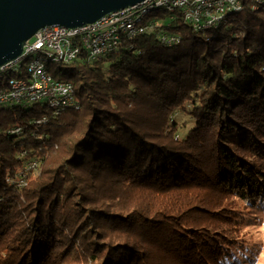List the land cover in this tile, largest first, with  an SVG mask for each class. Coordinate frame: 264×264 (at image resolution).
Listing matches in <instances>:
<instances>
[{"label": "trees", "instance_id": "16d2710c", "mask_svg": "<svg viewBox=\"0 0 264 264\" xmlns=\"http://www.w3.org/2000/svg\"><path fill=\"white\" fill-rule=\"evenodd\" d=\"M239 1L213 29L158 9L108 57L48 65L79 110L0 107V264H243L226 202L264 206V1Z\"/></svg>", "mask_w": 264, "mask_h": 264}, {"label": "bare ground", "instance_id": "6f19581e", "mask_svg": "<svg viewBox=\"0 0 264 264\" xmlns=\"http://www.w3.org/2000/svg\"><path fill=\"white\" fill-rule=\"evenodd\" d=\"M264 0H255L256 4H262ZM184 0H145L139 5L126 8L120 11H127V17L119 20V24L102 29H80L75 32V37L60 38V45L56 51L49 49H32L25 55H20L13 62H8L5 66L0 67V79H5L8 72L19 73L22 69L24 77L8 78L5 82V89L0 91V107H21L26 108L38 103H44L53 111L58 112L66 108L75 110L80 109L79 101L75 96V88L69 81L57 80L53 77L48 69V65L63 64L68 61V52L70 54V64L77 60H85L88 63L95 62L101 58H106L112 54L119 46L120 41L124 38L132 39L139 37L149 30H152L153 21H148L149 15L162 9L168 13L178 11L183 13ZM225 0H194L196 15L188 17V25H195V30L204 32L215 28L227 14L241 9L239 0H233V3L224 6ZM206 11H219V16L209 25L204 26ZM148 17V18H147ZM185 21V20H184ZM86 24L83 26H90ZM192 27V26H191ZM39 33H47V27L40 29ZM161 40L167 43L179 42L175 35L173 39ZM87 42L88 45L82 43ZM28 66L23 67L25 62L31 58ZM23 67V68H22ZM36 67V68H33ZM32 75H37L36 81L31 82ZM51 79L60 86H67L58 95V89H51ZM5 94H18V99H5ZM21 128L16 127L9 133L12 135L21 134ZM38 164L36 162V168ZM26 168H34V161L30 162ZM35 170V169H33ZM29 171V170H25ZM25 182H20L24 185Z\"/></svg>", "mask_w": 264, "mask_h": 264}, {"label": "water", "instance_id": "95a60500", "mask_svg": "<svg viewBox=\"0 0 264 264\" xmlns=\"http://www.w3.org/2000/svg\"><path fill=\"white\" fill-rule=\"evenodd\" d=\"M145 0H0V67L46 27L76 28Z\"/></svg>", "mask_w": 264, "mask_h": 264}, {"label": "built area", "instance_id": "2783aa9c", "mask_svg": "<svg viewBox=\"0 0 264 264\" xmlns=\"http://www.w3.org/2000/svg\"><path fill=\"white\" fill-rule=\"evenodd\" d=\"M229 4H236V3H233V0H225L224 6ZM237 5H241V4H237ZM181 6H183V13L180 14L186 23H188V17L198 16L196 15V8H194V0H184V3H181ZM131 9L132 7H130V10ZM218 16H219V11H206L205 17H202V19H204V26L209 25ZM123 17H127V11H118L107 14L104 17L97 20L96 22L92 23L90 26H81L76 28H66L60 26L47 27V33H39V31H37L35 35L26 42V44L22 49L21 55H25V53L29 52L32 49H49L50 51H56V49L59 46H65V45H60V38L75 37V32L80 29H102L105 27H112V25L119 24V20L122 19ZM153 26H156V22H153L152 27ZM191 26L193 29H196L195 25H191ZM163 36H164V40L173 39V37H175V35H163ZM82 44L86 46L89 43L84 42ZM70 54L71 52H68V61L66 65L70 64ZM36 79H37V75H32L31 82L36 81ZM51 89H58V95H59V93L63 89H67V86H60L51 79ZM3 97H5V99H18V94L3 93ZM33 169H36V161H34V168H26L25 170H33ZM22 182H24V179Z\"/></svg>", "mask_w": 264, "mask_h": 264}, {"label": "rangeland", "instance_id": "374dc122", "mask_svg": "<svg viewBox=\"0 0 264 264\" xmlns=\"http://www.w3.org/2000/svg\"><path fill=\"white\" fill-rule=\"evenodd\" d=\"M151 13L148 17L153 16ZM147 17V18H148ZM149 20V19H148ZM34 60L31 58L25 62L23 67ZM60 64H54L53 70H57ZM175 121L180 123L186 122L184 130L180 133V137L186 135V131L191 127L188 118L184 116L175 117ZM226 204L230 207H238L242 211L238 214V221L235 227L238 229L237 234L240 238L238 248L234 252L237 257L241 258L243 264H264V206L256 207L241 203L238 198L230 197ZM59 264H74L70 259L59 262Z\"/></svg>", "mask_w": 264, "mask_h": 264}]
</instances>
